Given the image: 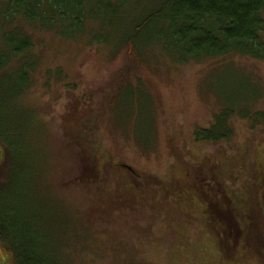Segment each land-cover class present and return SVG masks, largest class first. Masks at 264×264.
<instances>
[{"label":"rangeland","instance_id":"rangeland-1","mask_svg":"<svg viewBox=\"0 0 264 264\" xmlns=\"http://www.w3.org/2000/svg\"><path fill=\"white\" fill-rule=\"evenodd\" d=\"M165 1L135 0L106 14L99 27L87 22L101 43L20 23L38 65L15 98L0 80V128L9 133L6 153L14 156L2 154L0 161V215L16 221L15 241L30 226V238L64 264H259L264 258L262 245L248 236L264 240V205L258 209L249 198L256 189L255 197L264 193V126L251 119L264 115V57L243 54L247 44H226L209 17L201 22L200 49L180 45L186 25L177 23L172 7L181 0L150 18ZM173 21L181 30L172 34ZM260 36L264 42V27ZM223 108L234 110L229 140L197 141L195 133L210 129ZM79 128L96 152L128 165L136 179L152 180L137 192L127 185L131 172L115 167L106 181L86 183L85 157L78 161L69 144ZM225 194H238L235 213ZM211 253H218L216 262Z\"/></svg>","mask_w":264,"mask_h":264},{"label":"trees","instance_id":"trees-1","mask_svg":"<svg viewBox=\"0 0 264 264\" xmlns=\"http://www.w3.org/2000/svg\"><path fill=\"white\" fill-rule=\"evenodd\" d=\"M133 1L135 0H94L90 3L88 0H0V80H7L4 87L8 89L10 97L15 98L19 96L23 87H29L30 74L38 65V57L33 53L34 43L20 23L25 26H33L39 31H54L61 38L74 39L79 36H87V38L101 43L104 39L94 35L93 29L86 27L89 21L97 22L99 27L100 20L105 18L106 14H117L116 11L125 8L127 4ZM172 2V0H166L159 10L150 15V18L161 15L160 13L164 8H171ZM172 11L175 19L178 20L177 23L182 19L184 20V25H186L187 35L177 37V40L181 42L180 45L186 44L192 50L200 49L198 34L202 29L201 22L203 23L205 18L209 17L211 23L216 21L217 30L220 33L224 32L226 34V44H247L246 51L243 54L258 58L264 57V42L260 36L261 30L264 27L262 17L264 14V0H181L175 7H172ZM150 18L148 17L141 21L136 25L135 29L139 31ZM212 26L215 27V25ZM88 29L92 33L89 32L87 34ZM170 29L172 34L174 31L181 30L176 25V22L172 23ZM129 39L126 41V44L128 48L132 49V42ZM214 44L215 41L212 40L209 47ZM207 53L215 54L216 52L208 51ZM9 64H12V66L3 72ZM11 78L16 79L17 83L12 84L13 80ZM233 112L234 110L232 109H221L220 114L216 115L214 124L210 129H202L195 133L197 141L200 139L216 143L221 140H229L233 133L228 121ZM251 119L254 124H258L260 121L264 126V115L255 114ZM85 133L86 130L84 128H79L78 134L70 135L69 140L72 141L69 144L77 148L75 150H77L76 157H79L78 161H82L83 157H85L82 167L86 173L84 174L85 177L81 179L84 181L88 180L86 183H102V181H106L107 177L105 173L115 171V167L131 172L133 177L128 175L127 185L133 187L137 192L142 186L146 185V181L152 180L149 177H147L148 180L146 179V181L136 179L135 177L137 176L133 175L134 170H131L128 165L116 162L110 154H99L96 152L95 144L92 141L90 142V139H87ZM8 135V131L0 128V148L2 149V154L3 156L5 154V158L12 159L14 157L13 154L12 157L7 154L3 144L4 141H7L6 138L9 141V137H6ZM21 147L23 151L24 146L21 145ZM235 159L232 163L233 166L237 164ZM242 159L243 162L241 164H245L247 159ZM250 163L251 167L257 166L258 169L263 165L257 162ZM4 169L5 165L0 166V175H2ZM139 177L141 176L139 175ZM191 185H193L192 182ZM0 186H2V182H0ZM254 191L257 192V189ZM255 192L249 198L254 205H258L259 209L264 205V193L261 196L256 195L255 197ZM191 195L195 196L194 194ZM235 195H226V198L230 201V203L227 201L228 205L234 213L237 211L236 208L232 207L234 199L237 197ZM248 195H250V192L247 193L246 191L244 197ZM238 217V215H235V218L238 219ZM15 222L12 217L8 220H3L0 215V253L3 258L7 257L6 264H64L58 261L55 251L53 253L51 250L52 255H48L41 248L38 241L30 238L32 236L30 226L25 229L28 233L27 237L23 235V237L15 241L14 238L17 236V231L14 230L16 229ZM240 229L243 228L241 227ZM262 230L264 231L263 226ZM248 236L252 244L258 243L262 245L264 253V240L262 241L260 237L259 241H255L256 238L254 239L252 233H249ZM207 246L209 248V245ZM217 254L211 253V261L216 262ZM220 256L222 257V255ZM262 259L264 261V258L261 256L259 264H263ZM204 262L201 263L203 264Z\"/></svg>","mask_w":264,"mask_h":264},{"label":"water","instance_id":"water-1","mask_svg":"<svg viewBox=\"0 0 264 264\" xmlns=\"http://www.w3.org/2000/svg\"><path fill=\"white\" fill-rule=\"evenodd\" d=\"M2 158V149L0 148V160ZM7 262V257H4L2 256V254L0 253V264H6Z\"/></svg>","mask_w":264,"mask_h":264}]
</instances>
